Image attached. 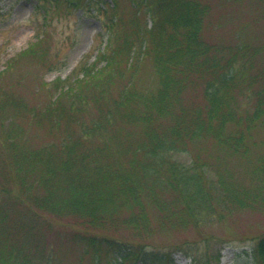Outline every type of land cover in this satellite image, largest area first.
<instances>
[{"label":"trees","instance_id":"obj_1","mask_svg":"<svg viewBox=\"0 0 264 264\" xmlns=\"http://www.w3.org/2000/svg\"><path fill=\"white\" fill-rule=\"evenodd\" d=\"M61 1L84 11L95 2L36 0V8ZM99 2L106 50L55 80L53 97L35 110L59 139L23 149L12 129L0 142V264H70L59 247L71 242L83 250L74 264H105L110 256L108 264H175L171 255L182 247L160 254L161 246L115 229H146L149 204L164 225L216 216L213 201L228 192L220 177L214 184L205 177L199 152L212 142L248 157V143L264 126V58L256 64L258 53L247 45L206 42L208 3ZM145 61L155 80L139 89L134 75ZM9 95L6 104L21 105L19 95ZM179 154L190 160H176ZM158 187L172 200H160ZM55 220L73 228L57 230V248L48 237ZM247 253L252 264H264V238Z\"/></svg>","mask_w":264,"mask_h":264},{"label":"rangeland","instance_id":"obj_2","mask_svg":"<svg viewBox=\"0 0 264 264\" xmlns=\"http://www.w3.org/2000/svg\"><path fill=\"white\" fill-rule=\"evenodd\" d=\"M78 1L81 4L89 2ZM199 1L210 5L205 27L206 42L218 46L247 45L258 53L256 64L264 58V0ZM36 3V0H0V120L7 121L0 130V142L5 143L11 130L17 129L20 135L16 143L31 150L59 139V131L52 129L49 121L41 119L35 111L53 97L54 81L66 79L81 62L93 61L98 48L106 50L107 46L103 38L105 17L96 6L100 4L99 0L84 8L86 11L70 7L64 1L57 7L46 3V9L36 8ZM9 9L11 11L7 13ZM31 46L34 49L25 52ZM52 64L56 65L55 68H49ZM256 67L254 73H261L259 67L262 66ZM136 73L135 85L139 89L152 87L155 75L150 61H145ZM11 91L21 97L17 103L20 106L4 102ZM113 93L118 94V87ZM254 135L248 143V157L240 151L230 154L231 151L221 150L212 142H205L199 152L201 171L208 174L205 177L212 184L220 177L219 183L228 192V196L214 199L216 216L205 217L196 224H192L189 218L182 224L164 225L158 209L149 204L145 213L151 222L148 221L146 229L135 232L133 227H120L115 229L117 235L134 240L142 237L151 245L161 246L160 254L182 247L181 251L175 250L171 255L175 264H252L247 252L264 238V126ZM1 146L3 144L0 149ZM175 159L188 162L190 156L179 154ZM209 189L218 193L217 186ZM158 190L160 200H172L170 197L174 195L169 190L159 187ZM54 222L55 230L48 237L57 248L61 234L57 230L72 231L73 228L69 227V221ZM59 248L65 252V259L70 264H74L76 256L83 252L82 247L72 242ZM106 261L108 264L113 259L110 256ZM150 263L162 264L158 260Z\"/></svg>","mask_w":264,"mask_h":264}]
</instances>
